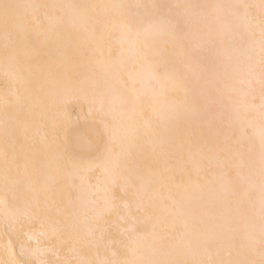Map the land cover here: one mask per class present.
<instances>
[{"label": "bare ground", "instance_id": "6f19581e", "mask_svg": "<svg viewBox=\"0 0 264 264\" xmlns=\"http://www.w3.org/2000/svg\"><path fill=\"white\" fill-rule=\"evenodd\" d=\"M11 239L1 264H264V0H0Z\"/></svg>", "mask_w": 264, "mask_h": 264}, {"label": "rangeland", "instance_id": "374dc122", "mask_svg": "<svg viewBox=\"0 0 264 264\" xmlns=\"http://www.w3.org/2000/svg\"><path fill=\"white\" fill-rule=\"evenodd\" d=\"M1 238H2V237H1ZM2 239H3V238H2ZM3 242H6V240H5V241L2 240V242H1L2 245L0 244V246H1V247H0V258H1V259H0V264H1V263H4V261H2V259H3V260L6 259L5 256H7V255L4 254V253H6V252H5V251H6L5 249L14 248V247L16 246V244H17V240H15V239H11V240L7 241V242H8L7 244L4 243L5 245H3ZM4 246H6V247H4ZM3 248H4V249H3ZM3 250H4V252H3ZM2 252H3V253H2ZM4 255H5V256H4ZM4 258H5V259H4ZM14 258H16V259L18 258L17 260H16V259H15V260L17 261L18 264H20V263H19V262H21V260L19 259L20 257H14ZM21 259H22V258H21ZM18 260H19V261H18ZM28 260H29V259H28ZM23 261H27V259H23ZM6 262H7V259H6ZM27 262H30V260L27 261ZM31 262H32V264H33V261H32V260H31ZM31 262L28 263V264H31ZM7 263H8V262H7ZM22 263H23V262H22ZM22 263H21V264H22Z\"/></svg>", "mask_w": 264, "mask_h": 264}, {"label": "snow or ice", "instance_id": "6c2138e0", "mask_svg": "<svg viewBox=\"0 0 264 264\" xmlns=\"http://www.w3.org/2000/svg\"><path fill=\"white\" fill-rule=\"evenodd\" d=\"M5 7L7 8V5ZM85 135H87V133H85ZM23 264H28V262L24 261Z\"/></svg>", "mask_w": 264, "mask_h": 264}]
</instances>
